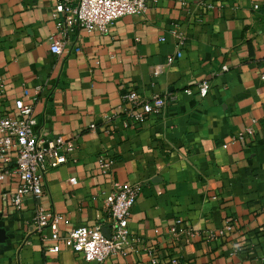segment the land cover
<instances>
[{"label": "crops", "instance_id": "obj_1", "mask_svg": "<svg viewBox=\"0 0 264 264\" xmlns=\"http://www.w3.org/2000/svg\"><path fill=\"white\" fill-rule=\"evenodd\" d=\"M186 1L161 0L109 33L83 30L76 47L55 55V0H0V119L22 100L34 107L36 132L77 146L48 172L40 198L20 210L0 202V264H264V0ZM205 79L211 89L201 97ZM127 88L176 99L127 126ZM248 127L255 133L238 138ZM102 156L115 160L111 172ZM126 182L142 189L125 254L89 262L63 243L50 251L51 227L47 238L31 230L43 206L61 215L60 235L84 225L109 235L105 199ZM228 223L232 231L208 237Z\"/></svg>", "mask_w": 264, "mask_h": 264}, {"label": "built area", "instance_id": "obj_2", "mask_svg": "<svg viewBox=\"0 0 264 264\" xmlns=\"http://www.w3.org/2000/svg\"><path fill=\"white\" fill-rule=\"evenodd\" d=\"M159 1L161 0H55L56 30L50 37L51 51L55 55H62L66 50L76 47L81 31L109 33L118 19L126 15L145 14L152 4ZM180 2L183 6L187 5L186 0ZM172 32L184 44L182 34L176 29ZM174 61L173 56L169 57L165 64L155 67L154 75L158 77ZM228 68L227 65L223 66L224 71ZM210 89L211 83L205 79L199 84L198 94L206 97ZM188 92L192 93V90ZM3 94L4 88L1 85L0 98ZM123 99L128 105L125 125L135 126L145 123L153 116L162 115L169 100L173 101L176 97L164 94L146 99L137 90L127 88ZM15 105L14 115H4L0 119V202L20 210L26 206L28 198H40L44 194L43 180L48 172L71 161L77 146L65 136L51 137L46 133L36 132L34 127L38 120L34 116L33 105L22 100L16 101ZM254 133V129L248 127L238 138L243 139ZM100 161L104 172H111L115 160L102 156ZM70 181L78 183L77 177H72ZM7 183L11 187L4 186ZM141 189L140 183H116L113 192L105 199L110 213L109 235L105 234L102 225L78 226L66 235H60L58 225L61 215L43 206L35 208L30 221L31 230L47 238L45 230L51 227L56 244L48 247L50 251L59 252L63 243L67 248L82 253L87 261L102 263L112 255H123L129 250V221ZM233 229L234 225L228 223L224 230L209 233L208 237L214 238ZM182 231L189 235L193 233L188 228ZM171 233L177 235L180 232L177 227H173Z\"/></svg>", "mask_w": 264, "mask_h": 264}]
</instances>
